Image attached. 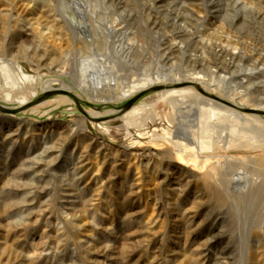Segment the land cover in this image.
<instances>
[{"label":"rangeland","instance_id":"rangeland-1","mask_svg":"<svg viewBox=\"0 0 264 264\" xmlns=\"http://www.w3.org/2000/svg\"><path fill=\"white\" fill-rule=\"evenodd\" d=\"M241 1L264 14V0ZM113 22L123 30L106 32ZM262 69L264 24L227 0H0V105L47 85L77 99L0 112V264H264V167L249 162L264 157L263 115L240 113L262 128L247 153L228 113L207 136V107L160 91L110 114L195 73L218 81L210 95L264 107ZM94 78L116 85L78 89Z\"/></svg>","mask_w":264,"mask_h":264},{"label":"bare ground","instance_id":"bare-ground-1","mask_svg":"<svg viewBox=\"0 0 264 264\" xmlns=\"http://www.w3.org/2000/svg\"><path fill=\"white\" fill-rule=\"evenodd\" d=\"M35 1H42V0H35ZM227 2H230L233 5L234 9L239 8V9H245V10L250 11L251 12V15H252V18H253V20L256 23H258V24H264V14L261 12V10H256L252 6L246 5L245 2H243L241 0H227ZM205 8H206L207 11H209V10H215L217 8V5H214L213 3L209 2V3H207L205 5ZM183 11H185V12L187 11L188 12V10L186 8H183ZM189 11H190L191 17L193 18L194 15L191 13V10H189ZM112 21H114V20H112ZM233 22L229 25L230 27L233 26ZM70 24L73 25V26H75L73 20H70ZM105 30H106V32H108L110 34H115V33H119L120 31H122L123 30V27H122V24L121 23L113 22V23H108L106 25V27H105ZM126 46H127V49L129 51L135 48V46L133 44H127L126 43ZM262 71H264V70L262 69ZM17 72H18V70H17ZM199 76H201V75L198 74V73L188 74V75L182 76V77H177V76L175 77V76H171V75L163 76L160 81H157L159 83L149 82L144 87H142L138 92H143V91H145V90L153 87V85H159V86L162 85L161 87H163L165 89L160 91V95H161L160 98H161V100L162 101H167L168 103H170L174 107H176L177 104L183 105V106L194 105L196 107H200V106L203 105L204 107H207V109L200 108L198 110L199 112L202 113L203 116H205V117L207 116L208 117V122L206 123V127H205V131H206L207 136H209V133H211L213 131V129H210V126H212L211 123L212 122H216V120L219 119V117H221V115L217 112V110H220V111L222 110V111L228 113L229 117H233L234 118L233 119L234 120V123L236 122L238 124V125H236L238 128L245 129L246 131H248L247 132L248 134L244 138H247L248 139L247 141L249 143H247L245 146L243 145V147L248 150L247 153H250V151H252L253 148H254V146H252L250 144V141L251 140L253 142L255 141L254 138H253L254 135L255 136L256 135H260L259 134L260 133L259 131H261L262 128L253 125V122H252V119L253 118H249L248 116L243 115V114H240V113L245 112V111L248 112V111L253 110V111H258V113H253V114H258V115H263L264 116V111H262V110H264V107H258V106L254 107L253 106L252 108H249L246 105L245 106H238L235 103H231V101L234 102V101H236L238 99L236 97V94H231L230 93L229 95H226L228 101H224L223 99H220L218 97H215L213 95H210L211 92H213L214 90L219 89V85L216 84V82H215L217 80H215V78H213L211 80L206 79V77L204 75H202L201 77H199ZM217 79H219V77ZM185 84H189L191 86L196 87L201 93L193 90L192 88L191 89L181 88ZM199 84L205 87V88L204 87L203 88H204L205 92H207V93L203 92V90L199 87ZM79 85L80 86H79L78 89L81 90L84 94L90 93L91 95H93V94L94 95H97V93H99V92H105V91H107L109 89H113L115 87V85H116V80L113 79L111 82H108L107 80L101 81V80H99L97 78L95 80V78H94V80H91L90 79L89 81H86V83H85V80H80L79 81ZM262 87H264V82H263ZM52 90H54V88L51 87V86H49V85H47V86H45L42 89V92L46 93V92H49V91H52ZM59 90L60 91H64L66 93H68V92L70 93L73 90V88H70V87H62ZM135 94L136 93H134L132 95H129L128 97L134 96ZM203 95L204 96H207V97H204ZM123 97H125V95ZM111 98H115V94H111L110 95V99ZM27 101L20 103V106L24 105V103H27ZM34 102H32V103H34ZM40 103H38V104L39 105H48L49 104V103L46 104L45 102L44 103H41V104ZM52 103L55 104V105H57V106L58 105H65L67 103H70V100L67 99V98H65V99H59V100L57 99L56 101H52ZM30 104L31 103H29L28 105H30ZM25 106H27V105H25ZM29 107H27V108H29ZM133 109H135V107H133L129 112H127L124 115V117H126V119H128L130 117V115L133 114V112H131ZM234 110L237 111V112H235ZM114 113L115 112H110V114H114ZM128 113H130V114L128 115ZM249 119H251V120H249ZM252 132H253L254 135L253 134H249V133H252ZM254 132H256V134ZM235 140L236 141H239L240 140V137H236ZM250 159L252 160V161H249L250 163H254L255 162L256 165H259L260 164V167H264L262 165V164H264V157H259L258 158V157H255V156L254 157L251 156Z\"/></svg>","mask_w":264,"mask_h":264},{"label":"water","instance_id":"water-1","mask_svg":"<svg viewBox=\"0 0 264 264\" xmlns=\"http://www.w3.org/2000/svg\"><path fill=\"white\" fill-rule=\"evenodd\" d=\"M164 89L165 88H163L161 86H156V87H151V88H149V89H147V90H145L143 92H140L137 96L133 97L130 101H128L121 108L116 109L114 115H112L113 117H111V118H115V117H118L121 114L126 113L143 96H145V95H147L149 93H152V92H159V91L164 90ZM62 94L72 97L77 102V99L75 97H73L70 93H66V92L60 91V90H52V91L44 93V95L41 98H39L37 101H35L34 103H31L30 105H27V106L20 107L18 109L11 110V109L4 108L3 106L0 105V112L7 113V114H16V113H19L21 111L26 110V108L29 107V106L31 107V106L38 105V103L48 99L51 96L62 95ZM248 113H258V111L251 110V111H248Z\"/></svg>","mask_w":264,"mask_h":264}]
</instances>
